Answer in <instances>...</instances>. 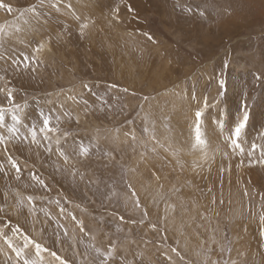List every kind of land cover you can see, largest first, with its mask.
Returning a JSON list of instances; mask_svg holds the SVG:
<instances>
[{
  "label": "rangeland",
  "instance_id": "374dc122",
  "mask_svg": "<svg viewBox=\"0 0 264 264\" xmlns=\"http://www.w3.org/2000/svg\"><path fill=\"white\" fill-rule=\"evenodd\" d=\"M2 2L0 107L11 88L22 136L41 111L59 132L0 145V230L48 249L43 264H100L109 247L108 264H264V0ZM220 79L197 147L195 111ZM242 105L243 153L228 139ZM81 141L88 157L73 152ZM0 264H23L3 239Z\"/></svg>",
  "mask_w": 264,
  "mask_h": 264
},
{
  "label": "snow or ice",
  "instance_id": "6c2138e0",
  "mask_svg": "<svg viewBox=\"0 0 264 264\" xmlns=\"http://www.w3.org/2000/svg\"><path fill=\"white\" fill-rule=\"evenodd\" d=\"M70 7V6H69ZM0 9H4L7 13L11 14L13 9L12 6L9 4H5L0 0ZM30 12H35V7H32L28 9ZM203 15V13H201ZM77 19H79L77 17ZM80 35H84L85 29L88 28L87 23H81L80 24ZM4 29L0 27V33H3ZM151 39V37H149ZM44 47L43 44L39 46L37 51L42 49ZM34 63V61H30L27 56L23 58V60H14L13 64L17 65V70H19V67L22 65L25 70L29 69L30 64ZM225 69L227 68V64L224 65ZM34 71L35 69H31ZM2 79V77H0ZM259 79V77H257ZM219 84V89L220 91L218 92V96L216 100H214L213 103H209L208 97L205 96L203 97V103L202 107L198 108L195 111V141H196V146L203 148L204 146L207 145L208 141L204 138L202 134V123H203V116L205 111L209 107H215L217 103H219L221 100L226 95L227 92V87H226V81L224 79H220L218 81ZM84 87H87L85 85ZM0 91H4L3 89H0ZM124 91H127L125 89ZM6 99L9 102V104L12 105L11 108L5 109L4 107H0V129H4L7 135L5 136L4 134H0V145H4V151H8L7 145L8 143L12 142L13 140L15 141H20V142H29L31 145L34 146H39L43 141H47L50 138V134L54 132H59L58 128H54L51 126V120L52 117L50 115H45L43 111L39 113L40 120L42 121V124L39 128H37L36 124L28 125L25 126L27 131L26 133L22 136L21 135V126L23 125V120L21 119V116L18 114L20 112V108L18 105L14 103V97H13V89L8 88L6 90ZM74 99V98H73ZM191 99L193 101L197 100V96L195 92H193ZM87 102L85 101V104ZM242 107L245 109L243 112V117L242 119L236 123L234 128L231 129L230 134L228 139H230L232 146L235 149H239L241 153H243V148L241 147L240 144V137L243 132V130L247 127V122L249 119V113L246 110V105H242ZM10 115V119L12 123L8 125L6 123L5 117L7 114ZM67 114V113H66ZM59 118L57 117V120ZM78 122V121H77ZM218 128L220 129L221 134L223 133V130L225 128V122L224 119H218L215 121ZM133 140H135V136H133ZM57 144L59 145V140H57ZM253 150L255 149V145L252 146ZM48 151H51L49 148ZM57 152L58 154L63 157L64 162L67 163L69 160V157L65 154V152L61 151L59 146L57 147ZM74 154H78L80 157H88L90 153V146H86L83 141L80 142L78 146V153H76L75 150H73ZM106 156H108V153H105ZM251 155V153H249ZM262 159L259 161L262 165H264V151L261 153ZM8 163L11 165L13 169H15L17 176L16 178L19 179V173H20V168L16 161L9 155L7 157ZM3 168V165L0 164V169ZM33 180H37L39 183L43 184V181H40L38 177L35 175L32 176ZM131 187V185H129ZM132 195L135 196V192H132ZM28 202L31 203V198L29 197ZM136 206L139 207V200H136ZM0 211H3L2 208H0ZM146 215V213H145ZM123 220V217H121ZM262 222H264V217H261ZM155 227V226H153ZM20 232V229L18 227H15L12 229V233L15 236L17 233ZM22 235V234H21ZM0 239L4 240V243L7 245L9 249H11L12 252L16 254V258L18 260H22L23 264H43L41 253L48 251V249L43 248L41 244L34 242L31 240L28 236L23 235V245L22 246H17L16 244L13 243V239L9 238L2 230H0ZM29 246H33L35 249V259H29L26 255V250L29 249ZM115 251L114 247H109L107 252H102L99 249H97V253L99 256L103 257L101 259L100 264H108V261L113 258V252ZM175 251V249H173ZM52 256L56 257L57 260H60V257L56 256L55 252L51 253ZM60 264H65L63 260H60ZM131 264V262H129Z\"/></svg>",
  "mask_w": 264,
  "mask_h": 264
}]
</instances>
